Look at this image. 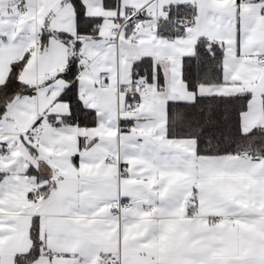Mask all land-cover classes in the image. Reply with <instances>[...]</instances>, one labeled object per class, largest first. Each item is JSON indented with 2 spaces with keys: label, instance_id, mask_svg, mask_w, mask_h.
<instances>
[{
  "label": "snow or ice",
  "instance_id": "obj_1",
  "mask_svg": "<svg viewBox=\"0 0 264 264\" xmlns=\"http://www.w3.org/2000/svg\"><path fill=\"white\" fill-rule=\"evenodd\" d=\"M0 264H264V0H0Z\"/></svg>",
  "mask_w": 264,
  "mask_h": 264
}]
</instances>
